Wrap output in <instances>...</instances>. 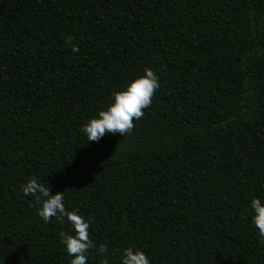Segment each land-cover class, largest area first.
Wrapping results in <instances>:
<instances>
[{"label": "trees", "instance_id": "1", "mask_svg": "<svg viewBox=\"0 0 264 264\" xmlns=\"http://www.w3.org/2000/svg\"><path fill=\"white\" fill-rule=\"evenodd\" d=\"M146 68L160 87L132 133L89 142L83 126ZM32 178L107 245L87 264L129 247L264 264V0H0V264H71L72 225L38 215Z\"/></svg>", "mask_w": 264, "mask_h": 264}, {"label": "clouds", "instance_id": "2", "mask_svg": "<svg viewBox=\"0 0 264 264\" xmlns=\"http://www.w3.org/2000/svg\"><path fill=\"white\" fill-rule=\"evenodd\" d=\"M73 38L69 37L66 43H71ZM74 52L79 49L72 45ZM160 87L157 74L150 68L145 69V74L132 80L126 89L117 91L113 94L112 103L106 110L98 113L96 118H92L86 123L82 132L86 133L89 142H98L106 134L125 136L134 130V120L141 119L154 97L156 90ZM22 191L26 196L35 198L40 205L38 215L48 223L52 218L63 221L65 218L72 225L74 234L70 235L61 232L60 240L65 245L69 256L73 257L71 264H87L90 250L95 249L103 255L107 252V245L97 246L91 239L90 222L76 211H69L65 207V197L63 191L55 194L50 190V185L45 186L36 178L30 179L22 185ZM251 207L255 213L253 223L259 230V235L264 242V204L261 200L254 198ZM101 264H108L105 257ZM122 264H150L146 254L134 248H125L122 254Z\"/></svg>", "mask_w": 264, "mask_h": 264}]
</instances>
